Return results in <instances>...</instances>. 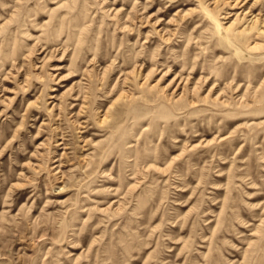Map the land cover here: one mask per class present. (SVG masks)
<instances>
[{"label":"rangeland","instance_id":"1","mask_svg":"<svg viewBox=\"0 0 264 264\" xmlns=\"http://www.w3.org/2000/svg\"><path fill=\"white\" fill-rule=\"evenodd\" d=\"M0 264H264V0H0Z\"/></svg>","mask_w":264,"mask_h":264},{"label":"bare ground","instance_id":"2","mask_svg":"<svg viewBox=\"0 0 264 264\" xmlns=\"http://www.w3.org/2000/svg\"><path fill=\"white\" fill-rule=\"evenodd\" d=\"M256 20V19H255ZM55 97V96H54Z\"/></svg>","mask_w":264,"mask_h":264}]
</instances>
